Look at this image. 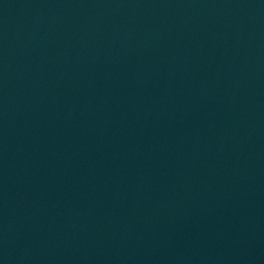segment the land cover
Here are the masks:
<instances>
[{
    "label": "water",
    "instance_id": "obj_1",
    "mask_svg": "<svg viewBox=\"0 0 264 264\" xmlns=\"http://www.w3.org/2000/svg\"><path fill=\"white\" fill-rule=\"evenodd\" d=\"M0 264H264V0H0Z\"/></svg>",
    "mask_w": 264,
    "mask_h": 264
}]
</instances>
